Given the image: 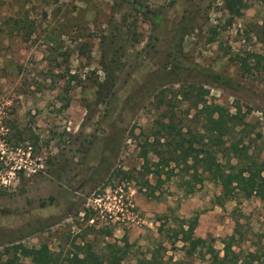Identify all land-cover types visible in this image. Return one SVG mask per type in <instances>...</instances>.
Masks as SVG:
<instances>
[{"label":"rangeland","instance_id":"374dc122","mask_svg":"<svg viewBox=\"0 0 264 264\" xmlns=\"http://www.w3.org/2000/svg\"><path fill=\"white\" fill-rule=\"evenodd\" d=\"M137 1L147 15L125 0H0V28L7 17L24 27L0 30V171L22 167L14 188H0V264L18 243L63 256L85 242L99 255L107 244L126 243L124 264L143 257L211 264L208 256L186 254L182 225L194 216V237L220 257L232 245L230 264L236 257V264H264L262 197L219 201L218 184L195 183L182 166L148 174L157 159L143 148L157 121L204 134L196 104L206 103L242 118L216 149L239 143L257 162L264 159V3L242 0L235 17L238 4L226 0ZM190 19L180 68L162 73L178 42L175 30ZM102 62L116 69L108 104L95 95ZM205 70L229 84L204 82ZM216 157L226 165L227 154ZM16 264L38 263L19 256Z\"/></svg>","mask_w":264,"mask_h":264},{"label":"trees","instance_id":"16d2710c","mask_svg":"<svg viewBox=\"0 0 264 264\" xmlns=\"http://www.w3.org/2000/svg\"><path fill=\"white\" fill-rule=\"evenodd\" d=\"M134 11L147 15L144 8L137 0H125ZM264 3V0H260ZM228 2H235L238 5L234 8L233 16L238 17L241 15V8L244 6L242 0H226ZM194 19H190L188 22H182L180 26L175 30L174 35L178 36V42L168 52L166 61L161 69L162 73L166 74V70H170V66L173 69H179V56H182V41L185 34L190 33L193 30L192 24ZM23 23H20L19 18L7 17L3 20L2 25L4 30L11 34L12 32L19 33ZM256 58H258L256 56ZM177 62V63H176ZM102 68L105 73L103 81H96V98L99 103H110V100L115 94L116 84V69L111 64L102 62ZM258 64V61H257ZM264 66V65H263ZM264 68V67H263ZM169 71V81L171 84L177 83V74ZM206 83L226 86L229 84L230 79L225 76L212 71L205 70L202 73ZM202 94H206L207 91L200 87ZM163 92L160 91L159 95ZM143 94V93H141ZM199 104L201 108L198 109L199 114H204L206 122L203 125L204 134H194L191 131L184 132L182 128H178L172 121L160 122L157 121V127L150 133V136L146 138L144 150L146 152L151 151L157 161L152 164L153 169H147L148 174L160 176L166 168L171 164L175 167H183V172L189 174L190 178L195 183L201 184L205 180H211L220 186L222 191V197L219 201H228L235 199L239 195L244 198H250L252 195L260 196L264 199V159L257 162L255 159L249 156L247 147L245 145H239V143L230 144L226 151L221 148L218 150L216 147H220L223 137L231 134L232 130L237 125H240L242 118L238 115H230V113L219 105H207L206 103H197L196 109ZM68 107V103L65 104V108ZM159 107V105H158ZM136 110V108H134ZM231 124V125H229ZM36 137L33 140H37ZM151 139L152 141H148ZM32 140V141H33ZM161 141H163L161 143ZM36 143L30 142L31 146ZM223 145V144H222ZM159 146V147H158ZM160 147L162 149H160ZM115 151V148L112 149ZM217 152L227 154L228 160L226 165L221 164L216 157ZM237 158V163L232 165L230 163L231 157ZM106 173L110 171V166H107ZM120 172V171H119ZM206 175V176H205ZM189 192H193L190 189ZM223 205L222 202L218 203ZM89 216H87V220ZM197 216L183 221L186 229L183 231L184 237L188 242L186 248V254L192 256L193 254H199L203 259L208 256L211 264H230L228 262L229 254H232V245L224 246L223 257L219 256V253L213 248L212 245L207 243L205 239L194 237V231L197 226ZM182 230V229H181ZM234 237H229V240L233 241ZM74 250L68 252L66 255L58 254L56 256L48 253L44 248L33 249L18 243L12 247V258L8 259L4 264H16L19 256L23 258H30L32 261L38 264H124V260L127 256L126 248L128 245L125 243V247H120L116 244L106 245V252L104 255L97 254L91 243L85 242L81 245H73ZM4 253H9V249H5ZM153 256V255H152ZM238 257L232 260V264L237 263ZM251 262H254L256 255H250ZM246 263V262H245ZM128 264H154V259L136 258L134 263Z\"/></svg>","mask_w":264,"mask_h":264},{"label":"built area","instance_id":"2783aa9c","mask_svg":"<svg viewBox=\"0 0 264 264\" xmlns=\"http://www.w3.org/2000/svg\"><path fill=\"white\" fill-rule=\"evenodd\" d=\"M28 155H30V152H28ZM5 166L6 167L0 171V188L4 190H10L18 184L19 173L22 171V167H19V165L9 166L8 164Z\"/></svg>","mask_w":264,"mask_h":264},{"label":"flooded vegetation","instance_id":"af4514ba","mask_svg":"<svg viewBox=\"0 0 264 264\" xmlns=\"http://www.w3.org/2000/svg\"><path fill=\"white\" fill-rule=\"evenodd\" d=\"M80 187H81V185H80ZM80 187H79V189H80Z\"/></svg>","mask_w":264,"mask_h":264}]
</instances>
